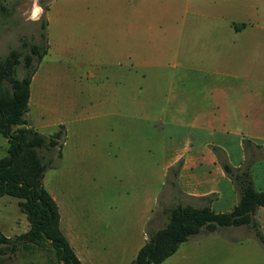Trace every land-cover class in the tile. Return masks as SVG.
Returning <instances> with one entry per match:
<instances>
[{
	"label": "rangeland",
	"instance_id": "1",
	"mask_svg": "<svg viewBox=\"0 0 264 264\" xmlns=\"http://www.w3.org/2000/svg\"><path fill=\"white\" fill-rule=\"evenodd\" d=\"M183 1L0 0V57L18 46L20 35L30 42L47 43V51L38 64L33 59L35 67L40 68L35 82L37 94L24 114L46 136L57 127L58 119L63 124L62 156H55L56 148L39 149L44 158L51 156L55 161L44 170L42 183L68 201L66 214L74 219L75 229L85 227L83 236L89 249L105 255L108 264H128L137 245L146 237V223L151 228L161 226L165 220L163 209L175 202V193L168 184L169 166L164 168L166 147L175 132L165 133L161 127L164 94L169 93V84L164 85L162 76L155 71L151 74V70L160 68V72L165 66L168 71L174 62L180 61L174 52L173 34L178 25L175 12L183 7ZM186 3H211L218 15L215 28L219 31H228L224 17H230L238 27L252 19L264 26V0ZM34 5L43 9L38 22L29 19ZM40 32H44L45 38ZM125 46L130 48L131 66L135 64L138 77L135 87L122 84L119 88L125 96H132L135 88L137 107L125 103L121 131L111 142L106 141L107 133L95 131L68 137V132L79 123L65 122L63 118L61 105L65 94L81 95L85 88L93 87L94 92L98 88L82 85L76 90L77 86L65 84V76L84 78L87 67H115L119 61L128 64L123 53ZM49 69L52 75L47 73ZM23 72L21 63L15 66L16 77ZM55 75L60 80L55 85H45L44 79ZM144 125L147 131L141 130ZM65 137L70 138L66 147ZM3 139L0 134V142ZM5 153L6 147L1 145L0 156ZM253 172L256 179L264 178V162L255 165ZM16 201V197L0 195V231L8 236L28 228ZM263 210L264 206H259L254 213L264 234ZM249 229L246 225H228L192 235L158 264H264V245ZM0 249L1 264H58L53 248L47 244H18L12 251L0 243Z\"/></svg>",
	"mask_w": 264,
	"mask_h": 264
},
{
	"label": "crops",
	"instance_id": "2",
	"mask_svg": "<svg viewBox=\"0 0 264 264\" xmlns=\"http://www.w3.org/2000/svg\"><path fill=\"white\" fill-rule=\"evenodd\" d=\"M182 4L179 12H175L178 25L173 34L176 37L174 52L180 61L174 62L168 71L165 66L160 72V68L151 70V74L155 71L162 76V82L169 84L170 90L164 94L161 127L165 133L175 132V136L166 147L164 168L181 159L176 175L179 192L175 194V200L195 204L196 197L212 193L211 208L228 211L235 204L237 194L208 144L220 146L228 162L234 166L240 165L246 156L242 136L260 144L250 171L254 188L260 190L264 187V178L256 179L253 172L255 165L264 162V26L258 19H252L241 22L238 27L230 17H224L222 19L229 27L228 31H219L215 28L218 15L211 3L188 5L184 0ZM133 14L135 24V11ZM126 17L127 14L125 21ZM131 19L129 12V26ZM123 53L129 59L128 64L122 65L119 61L115 67H87L84 78L65 76V84L77 86L76 90L82 85L98 88L97 92L93 91V87L85 88L81 95L65 94L64 104L61 105L63 118L65 122L79 123L75 130L68 132V137L95 131L107 133L106 141L111 142L121 131L120 118L125 105L137 107L135 88L132 96L131 93L122 95L119 88L122 84H134L135 87L138 77L135 64L131 66L130 48L125 46ZM38 69L37 65L30 78L28 103L36 98ZM47 73L53 74L50 69ZM144 75L141 74V77ZM57 78V75L50 76L44 79V83L55 85L60 80ZM60 120L56 121L57 125L62 124ZM27 125L31 123L27 121ZM143 127L141 130L147 131L146 125ZM3 138L0 146L6 147L7 139ZM69 141L70 138L65 140V147ZM107 153L111 157L109 150ZM61 154L60 150V157ZM47 191L57 204L59 228L80 263L108 264L105 255L89 249L83 236L85 227L75 229L74 219L66 214L68 201L58 192ZM148 210L151 212L152 208ZM261 218L264 225V210ZM141 244L137 245L136 251Z\"/></svg>",
	"mask_w": 264,
	"mask_h": 264
},
{
	"label": "trees",
	"instance_id": "3",
	"mask_svg": "<svg viewBox=\"0 0 264 264\" xmlns=\"http://www.w3.org/2000/svg\"><path fill=\"white\" fill-rule=\"evenodd\" d=\"M40 34L45 38L44 32ZM46 51L47 43L30 42L20 35L18 46L9 48L0 57V134L7 139L6 153L0 156V195L16 197L17 205L28 221V228L13 236L0 231V243L12 251L18 244H47L53 248L58 264H81L59 228L57 204L42 183L44 170L55 161L51 156L44 158L39 149L56 148L55 156L60 157L63 124L59 123L46 136L27 125L24 118L29 82L35 69L33 59L38 62ZM19 63L24 72L21 77H16L15 66ZM241 143L246 156L238 166L228 162L220 146L208 144L236 191L237 200L232 208L228 211L212 209L209 204L214 196L212 193L196 197L195 204L176 199L163 209L165 220L161 226L151 228L146 223V237L128 264H158L190 236L228 225L249 226V231L264 245V234L254 213L257 207L264 206V187L254 188L250 171L261 145L244 136ZM180 165L179 158L168 167V184L175 194L179 192L176 175Z\"/></svg>",
	"mask_w": 264,
	"mask_h": 264
},
{
	"label": "clouds",
	"instance_id": "4",
	"mask_svg": "<svg viewBox=\"0 0 264 264\" xmlns=\"http://www.w3.org/2000/svg\"><path fill=\"white\" fill-rule=\"evenodd\" d=\"M42 12H43V9L42 8L37 7V6L34 5L32 14L29 17V19L32 20V21H34V22H38L41 14H42Z\"/></svg>",
	"mask_w": 264,
	"mask_h": 264
}]
</instances>
